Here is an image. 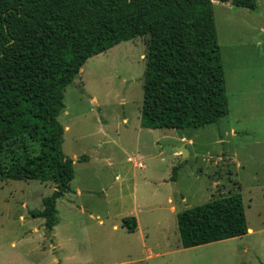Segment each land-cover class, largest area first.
<instances>
[{"label": "rangeland", "instance_id": "1", "mask_svg": "<svg viewBox=\"0 0 264 264\" xmlns=\"http://www.w3.org/2000/svg\"><path fill=\"white\" fill-rule=\"evenodd\" d=\"M214 15L229 114L198 130L144 129L145 40L89 59L59 117L75 171L59 223L49 234L33 216L53 182L0 179V264H264V0L255 11L214 2ZM234 194L251 232L183 249L178 214Z\"/></svg>", "mask_w": 264, "mask_h": 264}, {"label": "trees", "instance_id": "2", "mask_svg": "<svg viewBox=\"0 0 264 264\" xmlns=\"http://www.w3.org/2000/svg\"><path fill=\"white\" fill-rule=\"evenodd\" d=\"M217 1L255 11L259 0ZM137 38L147 50L142 128L198 130L229 114L213 0H0V179L55 184L33 212L49 234L75 178L59 121L66 90L89 59ZM177 219L183 249L249 232L241 194ZM123 223L137 230L135 217Z\"/></svg>", "mask_w": 264, "mask_h": 264}, {"label": "crops", "instance_id": "3", "mask_svg": "<svg viewBox=\"0 0 264 264\" xmlns=\"http://www.w3.org/2000/svg\"><path fill=\"white\" fill-rule=\"evenodd\" d=\"M102 54H103V53H102ZM124 122L127 123L128 120H127V119H124ZM140 124H141V121H140ZM141 127H142V126H141ZM66 129H67V128H65V131H66ZM144 129H145V128H144ZM150 130H151V129H150ZM186 147H187V146H186ZM178 154H179V153H178ZM181 155H182V154H181ZM129 159H131V158H129ZM78 160H79V159H78ZM131 160H132V159H131ZM136 166H137V167H140V168H143V167H144V165H142L141 162H139L138 164H136ZM164 184H167V179L162 180V181L160 182V185H164ZM65 196H66V195H65ZM65 196H64V197H65ZM64 197H63V198H64ZM182 201H185V198H183ZM57 202H58V201H57ZM168 202H169L170 204H173V198L169 197V198H168ZM171 209H172V210H175V207L173 206ZM136 220H137V230H138L139 223H138V219H137V218H136ZM137 230H136V231H137ZM136 231H135V232H136ZM249 231L251 232V230H249ZM135 232H134V233H135ZM180 245H181V244H180Z\"/></svg>", "mask_w": 264, "mask_h": 264}, {"label": "water", "instance_id": "4", "mask_svg": "<svg viewBox=\"0 0 264 264\" xmlns=\"http://www.w3.org/2000/svg\"><path fill=\"white\" fill-rule=\"evenodd\" d=\"M213 2H219L217 0H213ZM177 152L179 153V155H181L183 157V159H186L189 156V151L186 149V144L180 148L177 149Z\"/></svg>", "mask_w": 264, "mask_h": 264}]
</instances>
